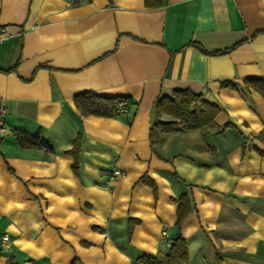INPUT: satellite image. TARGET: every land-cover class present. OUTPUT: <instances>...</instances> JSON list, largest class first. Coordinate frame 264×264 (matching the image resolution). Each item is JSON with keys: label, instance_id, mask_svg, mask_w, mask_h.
I'll return each instance as SVG.
<instances>
[{"label": "crops", "instance_id": "crops-1", "mask_svg": "<svg viewBox=\"0 0 264 264\" xmlns=\"http://www.w3.org/2000/svg\"><path fill=\"white\" fill-rule=\"evenodd\" d=\"M248 78L264 80V0H0V264H145L177 232L188 264H264V95ZM178 89L230 126L151 145L154 102ZM83 92L126 111L82 115Z\"/></svg>", "mask_w": 264, "mask_h": 264}, {"label": "trees", "instance_id": "trees-1", "mask_svg": "<svg viewBox=\"0 0 264 264\" xmlns=\"http://www.w3.org/2000/svg\"><path fill=\"white\" fill-rule=\"evenodd\" d=\"M144 2L146 6L157 7L164 4L165 0H144ZM191 44L203 53L212 55L224 54L233 48L207 51L194 42ZM244 83L264 95V80L248 78L244 80ZM223 85L227 84L224 83ZM123 99L126 98L99 96L91 92H83L74 97V104L82 115L92 114L111 117L117 115L116 105ZM218 112L219 107L216 104L204 100L200 94H196L190 89H178L170 95H160L153 105L154 119L149 130L150 143L155 145L161 132L177 133L182 129H198L205 133L212 128H216L217 132H221L230 125L228 123L222 126L216 125L214 119ZM162 116H167L170 119L162 120ZM13 134L22 147L47 146L39 136L31 135L25 131L15 130ZM77 141H75L74 148L78 147ZM73 169L76 170V164L73 165ZM176 202L175 226L179 229L180 223L192 208L186 194L180 195ZM139 259L145 264H188L185 239L177 232L167 254L141 257Z\"/></svg>", "mask_w": 264, "mask_h": 264}, {"label": "built area", "instance_id": "built-area-1", "mask_svg": "<svg viewBox=\"0 0 264 264\" xmlns=\"http://www.w3.org/2000/svg\"><path fill=\"white\" fill-rule=\"evenodd\" d=\"M127 108V100L123 99L121 102H119L116 105V112L117 114L123 113L126 111ZM3 114H4V109L2 107H0V134L3 133L5 131L4 125H3ZM123 174V171L119 170V169H113L110 172V178L116 176V175H121ZM166 231H162V235H166ZM2 243L4 246H7L8 243V236L6 234L2 235Z\"/></svg>", "mask_w": 264, "mask_h": 264}]
</instances>
